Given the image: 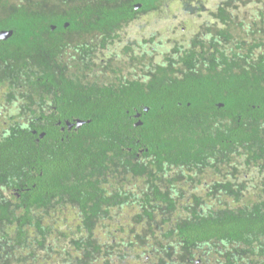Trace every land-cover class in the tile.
Segmentation results:
<instances>
[{"label": "trees", "instance_id": "1", "mask_svg": "<svg viewBox=\"0 0 264 264\" xmlns=\"http://www.w3.org/2000/svg\"><path fill=\"white\" fill-rule=\"evenodd\" d=\"M168 1L0 0V264H264V0Z\"/></svg>", "mask_w": 264, "mask_h": 264}, {"label": "rangeland", "instance_id": "2", "mask_svg": "<svg viewBox=\"0 0 264 264\" xmlns=\"http://www.w3.org/2000/svg\"><path fill=\"white\" fill-rule=\"evenodd\" d=\"M203 1L205 4L208 3L213 6L215 3L218 4L223 0ZM168 2L170 3H167L165 6H163L161 15H153V19L155 20L157 18V21H159V24H157L156 28L157 33L168 42H171V40H174V38H189L188 36L193 32L194 29L197 31V29L202 26L204 23V18L202 19L200 16L192 17L191 15L185 14L180 3L181 1L179 0H169ZM141 19L143 21H148L150 16H143ZM182 30L187 31L183 32ZM9 109L7 111H9Z\"/></svg>", "mask_w": 264, "mask_h": 264}, {"label": "water", "instance_id": "3", "mask_svg": "<svg viewBox=\"0 0 264 264\" xmlns=\"http://www.w3.org/2000/svg\"><path fill=\"white\" fill-rule=\"evenodd\" d=\"M13 31H0V40H6L8 39L10 36H12ZM81 125V121L78 122V127H80Z\"/></svg>", "mask_w": 264, "mask_h": 264}, {"label": "clouds", "instance_id": "4", "mask_svg": "<svg viewBox=\"0 0 264 264\" xmlns=\"http://www.w3.org/2000/svg\"><path fill=\"white\" fill-rule=\"evenodd\" d=\"M202 19H203V17L202 16H200ZM202 27V26H201ZM3 31V30H2ZM5 31H7V30H5ZM183 31H185V30H183ZM193 35H191V37H192ZM181 39L182 38H184V37H180ZM177 39H179V38H174V40L176 41ZM173 41V40H172Z\"/></svg>", "mask_w": 264, "mask_h": 264}, {"label": "flooded vegetation", "instance_id": "5", "mask_svg": "<svg viewBox=\"0 0 264 264\" xmlns=\"http://www.w3.org/2000/svg\"><path fill=\"white\" fill-rule=\"evenodd\" d=\"M137 7H139V4L137 5ZM184 13L186 14V12L184 11ZM3 31H5V30H3ZM183 44H186V43H183Z\"/></svg>", "mask_w": 264, "mask_h": 264}, {"label": "bare ground", "instance_id": "6", "mask_svg": "<svg viewBox=\"0 0 264 264\" xmlns=\"http://www.w3.org/2000/svg\"><path fill=\"white\" fill-rule=\"evenodd\" d=\"M144 7V6H143ZM198 7V6H197ZM224 28V27H223ZM222 117V116H221ZM252 177V176H251ZM231 207V206H230ZM198 255V254H197Z\"/></svg>", "mask_w": 264, "mask_h": 264}, {"label": "snow or ice", "instance_id": "7", "mask_svg": "<svg viewBox=\"0 0 264 264\" xmlns=\"http://www.w3.org/2000/svg\"><path fill=\"white\" fill-rule=\"evenodd\" d=\"M197 191H198V189H197Z\"/></svg>", "mask_w": 264, "mask_h": 264}]
</instances>
